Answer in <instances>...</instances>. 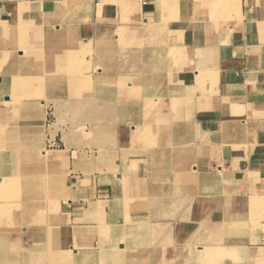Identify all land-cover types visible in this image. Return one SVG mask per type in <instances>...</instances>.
Here are the masks:
<instances>
[{
	"label": "rangeland",
	"instance_id": "obj_1",
	"mask_svg": "<svg viewBox=\"0 0 264 264\" xmlns=\"http://www.w3.org/2000/svg\"><path fill=\"white\" fill-rule=\"evenodd\" d=\"M46 3L0 11V264H58L55 251L94 264L91 255L109 246L120 252L116 240L132 255L112 264H264L262 100L244 109L218 96L216 54L199 56L176 19L174 33L150 38L145 29L161 22L130 25L124 0L109 22L94 18L91 0ZM45 33L62 48L69 41L62 60L45 59ZM111 88L121 97H107ZM131 122L162 131L143 138L151 147L131 146ZM55 151L62 161H46ZM145 178L152 184L129 193ZM92 197L103 201L89 212L105 220L70 219L78 199ZM74 227L89 232L74 237ZM115 227L123 238L102 243V230ZM50 229L64 249L47 250ZM242 242L262 246L263 259L238 250Z\"/></svg>",
	"mask_w": 264,
	"mask_h": 264
},
{
	"label": "crops",
	"instance_id": "obj_2",
	"mask_svg": "<svg viewBox=\"0 0 264 264\" xmlns=\"http://www.w3.org/2000/svg\"><path fill=\"white\" fill-rule=\"evenodd\" d=\"M16 1L24 0H0L1 14L7 10V5H11L7 4L3 9L4 4ZM42 1L49 2L42 4L48 10H56L62 6L60 4L62 0ZM91 1L94 6V18L100 17L105 22H109V20H114L121 15L123 0ZM124 1V5H126L124 10L127 16L125 20L132 18L135 22L139 20L143 24L162 23L164 17L168 15L170 19L166 25L167 36L170 35V31L173 30V33L175 31L172 27L175 19L178 24L187 26L188 35L191 36L199 56L206 57L211 52L216 54L218 59V61L216 60V69L218 71H216L217 74L213 75L217 78L216 91L218 96L228 99L229 103L232 102L231 99L239 98L238 105L244 109L248 98H259L263 103L264 114V0ZM226 20L228 21L227 24L225 23ZM130 25H138V23ZM169 79L172 80L171 86L169 85L167 88L174 91L176 85L172 84L176 77L172 76ZM247 120L245 116L243 121ZM256 121H264V115L256 118ZM262 173H264V169ZM216 180L218 181V179L214 181ZM98 201L103 200L92 197L91 200L87 201L79 198L78 207L75 208L77 211L74 214L72 210L70 219H92L97 216L100 221L105 220L104 215L101 217L102 219L98 216L100 214L96 215L98 211L89 212L91 205L94 210H99L93 206ZM104 213H108L107 208L104 209ZM236 247L238 250L240 248L246 250L249 256L255 250L262 248V246H256V243L249 242H242ZM250 252L251 254H249ZM228 256L231 258V255Z\"/></svg>",
	"mask_w": 264,
	"mask_h": 264
},
{
	"label": "bare ground",
	"instance_id": "obj_3",
	"mask_svg": "<svg viewBox=\"0 0 264 264\" xmlns=\"http://www.w3.org/2000/svg\"><path fill=\"white\" fill-rule=\"evenodd\" d=\"M8 9V11L11 13V15H13V16H17V15H20V14H23V8H22V6H14V5H9V8H7ZM169 19H170V16H168V15H166L165 17H164V19H163V21H162V23L159 25V27H157V28H155V27H149V28H147V29H145V32H144V34L145 35H148V36H151L150 38H154L155 36H157V35H163L164 33H165V30L164 29H166V25H167V23H168V21H169ZM43 24H45V23H43ZM45 26V25H44ZM46 27V26H45ZM42 29V28H41ZM46 32V31H45ZM106 32V30H105V28H102V29H99L98 30V33H97V37H98V44L101 42L99 39H101L100 37L104 34ZM49 34H51V33H49ZM143 34V35H144ZM52 35V34H51ZM51 35H48L49 36V38L51 39ZM142 35V36H143ZM44 36H45V39H44V41H43V39L42 38H40V41H42L43 42V45H44V47L45 48H48L50 51L48 52V54H46V56H45V59H47V58H60L61 60L66 56V53H67V51L66 50H64V49H66V48H68L69 47V41H68V43H66L67 41H65V40H60L62 43H66L65 44V46H66V48H62V46H63V44H61L60 46H57V41H48V40H46V38H47V34L45 33L44 34ZM52 38H54V37H52ZM30 41H36V39H30ZM153 41V40H152ZM162 41V40H161ZM50 42V43H49ZM57 46V47H56ZM17 53H19L20 54V58H23L22 56L24 55V51H22V50H19ZM49 53H51V54H49ZM36 58H39V56H35ZM43 62V61H42ZM44 64H42V66H43ZM50 65V64H49ZM32 66H40V64L39 63H36V62H33L32 63ZM45 66H46V64H45ZM60 66V68L62 67V64H60L59 65ZM50 67V66H49ZM48 68V67H47ZM50 69V68H49ZM130 84H132L130 81H126V86H129ZM116 88H111V92L107 95V97H110V98H113V95H115V96H117L118 98H120L121 97V88L120 89H118V90H116V91H114ZM119 95V96H118ZM128 128H131V131H132V133H133V135L135 136V137H137L138 138V141H135L134 142V144H133V142H131V146H136V147H141V148H144V147H151V145H150V143H151V141H145V140H143V138H146V137H148L147 136V133H150V132H155V133H157V132H160V131H162V129H155V128H153V129H151V130H149V129H147V128H143V127H141L142 129H139V127H136V128H138V130H136L135 129V125L134 124H132V122H131V125H129L128 126ZM155 129V130H154ZM167 130V129H166ZM155 144H153V146H154ZM143 146V147H142ZM45 160L46 161H48V162H52V163H57V162H60V161H62V154H61V151H55V152H48V153H46V156H45ZM153 176V175H152ZM158 174H156L155 175V178L158 180V181H160L161 180V178H158ZM190 177V176H189ZM153 178V177H152ZM154 179V178H153ZM148 180H150V179H147V178H145V179H142V180H140L139 182H137V181H134V182H136L135 184H136V190H133V189H130V188H128L129 189V193H137V191L138 190H140V189H137V187L139 186V184L140 185H142L143 186V184L147 187V186H149V185H151L152 183H147V181ZM1 181L2 180H0V183H1ZM152 181H154L155 182V179L154 180H152ZM133 182V183H134ZM120 185L122 184V183H119ZM122 186H120V189H122L121 188ZM130 187L132 188V186L130 185ZM123 190V189H122ZM145 190V188L143 189V191ZM258 202V204H261V205H263V207H264V198L262 199V200H259V201H257ZM95 208H97L96 207V205H93ZM255 206V205H254ZM93 209V208H92ZM237 217H239V216H237ZM131 226H133V225H125V228L126 227H130V228H137V227H131ZM123 229V228H122ZM103 232V234L105 233V236H106V238H104V237H102V236H100V237H102V240H101V242L103 243V242H105V240H107V242H109V241H111L112 239H114V238H117L118 240H120V239H122L123 238V232H122V234L120 233V228H118V227H115V228H108V229H106L105 231L104 230H102ZM108 231V232H107ZM88 230H86V229H84V230H81V229H79V228H73V229H71L70 231H69V234L70 235H72V236H74V237H78L79 235L80 236H84V234H88ZM97 233L100 235L101 233L100 232H96V233H94L93 235L94 236H96L97 235ZM106 233L108 234V238H107V235H106ZM121 234V235H120ZM56 235H57V231L56 230H49V232L47 233V240H48V248H47V250H49V251H53L54 249H64L65 247H62V245H58V244H61L62 242H60L59 240H56ZM116 242H117V245H118V247L120 248V252H118L117 250H114L113 248H115V246H113V248H112V246H109V247H107L106 249H104V250H102V251H100V252H98V253H95V254H93V255H91V259L94 261V264H112L114 261H116L119 257H123L122 255L124 254H128V256H127V258L129 257V255H132V253H128V251H130V250H132V249H127V250H125V248H124V243L123 242H121V241H117L116 240ZM55 255L53 256V258H54V261H58V264H70L69 263V261L70 260H72V258H73V255L72 254H68L67 252H56L55 251ZM257 252L256 251H254V252H252V254H251V257L253 258V260L254 261H256V260H258V259H256L257 258V256H258V258H260V259H263V257H261L260 255H257L256 254ZM126 257V256H125ZM84 259H86L85 258V255L84 254H82L81 256H80V258H79V261H81L82 262V260H84Z\"/></svg>",
	"mask_w": 264,
	"mask_h": 264
}]
</instances>
